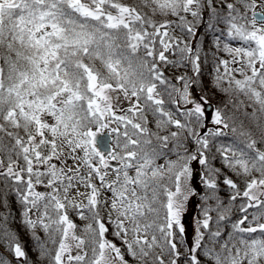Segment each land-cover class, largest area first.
Instances as JSON below:
<instances>
[{"label":"snow or ice","instance_id":"1","mask_svg":"<svg viewBox=\"0 0 264 264\" xmlns=\"http://www.w3.org/2000/svg\"><path fill=\"white\" fill-rule=\"evenodd\" d=\"M206 13L213 32L223 23L241 45L216 58L212 87L225 99L211 113L208 97L196 96L200 49L170 34L192 36ZM259 25L264 0H0V180L23 208L36 256L4 211L0 264H130L126 256L135 264H264ZM169 66H190L192 75L177 76L178 87ZM225 129L235 139L217 151L236 180L208 155ZM197 198L189 244L186 217ZM70 212L87 223L80 228ZM222 222L231 224L226 238Z\"/></svg>","mask_w":264,"mask_h":264},{"label":"trees","instance_id":"2","mask_svg":"<svg viewBox=\"0 0 264 264\" xmlns=\"http://www.w3.org/2000/svg\"><path fill=\"white\" fill-rule=\"evenodd\" d=\"M126 2L128 3H132L134 2V0H126ZM136 2H138V0H136ZM226 2H231V3H236V0H226ZM237 8L243 12L244 8L241 4L237 3ZM258 10V9H257ZM227 10L223 9L221 11V14L224 15L226 14ZM251 15V13H249V16ZM157 19H159V17H157ZM168 19L170 20H174L177 23L179 22L177 20L176 17H168ZM188 20L192 21L193 18L188 15ZM197 27L195 29V32L192 36L187 35L185 32H182L180 30V28H173L170 29V34L175 35L177 38H179L182 41H187L188 43H190L192 45V47L194 49H200V54H201V76L199 78V80L202 82L203 85V93H201L199 90H196L198 92H200V94L206 95L209 99V101L212 103V105L214 107L219 106V101L225 99V96L218 92L214 87H212V81H213V75H214V65L216 63V58H223V59H230V57L228 56V54L223 51L222 49L224 48L225 45H230L232 47H238L241 46L239 41L236 40H232L229 37H227L226 35L223 34V31L226 30V25H224L223 23H220L217 25V28L221 31H216L213 32L212 29L209 28V23H215V21H210L208 14L206 13L203 17L201 21H195ZM219 36L220 37V42H219V48L217 49L214 46V41L216 39V37ZM4 49H0V55L5 54ZM205 53H207V58H205ZM167 55L169 56V59L171 60H177L179 59V53L173 55L171 52L167 53ZM2 62V61H0ZM222 70V69H221ZM187 73V75L191 76L192 75V70L191 67H171L169 66L168 69L166 70V76L172 80L174 83L177 84L178 87L181 86L180 82L176 81V77L183 75ZM165 98L167 99L166 95ZM243 99V98H241ZM170 108H172L173 110L176 109L175 105H170ZM190 107V106H189ZM252 109L249 108L248 112H251ZM229 114H232V109L231 107L228 109ZM235 116L238 118L239 120H244V123L246 126L251 127V124L249 123V121L245 120V118L242 115V112H237L235 113ZM179 118V117H177ZM149 119L151 120V117H149ZM152 126V125H150ZM209 127H212L211 124H209ZM95 130V129H94ZM174 130V129H173ZM225 132L228 133L227 136H221L216 138V140L213 143H210V152L208 153L209 157H215V160L213 161L214 166L216 168H220L222 169V171L224 173H226L228 176H230L232 179L236 180V176L233 175V173L226 168L223 165V162L221 160L220 157V153L217 151V148L223 144L225 146L230 145L233 143V140L235 139V137L233 136V134L230 132L229 129H225ZM175 157H173L174 159ZM162 162V161H161ZM201 171H203L201 169ZM223 179V177H221V180ZM239 183V181H237ZM241 187H243V185H241ZM10 186L7 185V182L0 180V212H4V211H9L11 212V222H10V228L15 231L18 234L19 240L20 242L25 246V250L27 251L29 257L32 260H35L36 256H35V252L33 249V242L31 240V233L22 226L21 224V214L23 211L22 206L20 205L17 197L15 196V194L13 192H11L9 190ZM220 191L218 193V195L220 196V198L222 200L227 201L228 199V195H229V190L226 188L225 185H223V183H220ZM37 191H44V189L40 186L37 187ZM201 191H203L201 189ZM5 197L7 198L5 200ZM201 203L200 198H197L195 201V204L193 205V209L195 212L196 216H199V212L196 210L197 205H199ZM209 204L212 205L213 207L215 206V201H209ZM254 211L252 209H250V212ZM37 215H39L37 213ZM214 219H215V215L216 213L213 212L212 213ZM238 213L235 211V208L233 207V211L230 214L231 219L235 220L238 218ZM70 216L73 219V221L80 227L82 228L87 221H82L80 220L73 212H70ZM251 219V217H250ZM225 227L223 229L224 233H225V238L227 236V232L231 230V224L229 222H222ZM37 234L41 237L44 238L45 233L40 230L39 228H37ZM109 239L114 240L115 243H117V245H120V241L119 240H115V238L111 235H109L108 237ZM190 244V241H189ZM49 247H53L52 245H49ZM0 251H3V247L0 246ZM9 259H12L11 255L9 254L8 256ZM126 259H128L130 261V264H135L134 261H132V258L129 256H126ZM13 264H15V261L13 260Z\"/></svg>","mask_w":264,"mask_h":264},{"label":"rangeland","instance_id":"3","mask_svg":"<svg viewBox=\"0 0 264 264\" xmlns=\"http://www.w3.org/2000/svg\"><path fill=\"white\" fill-rule=\"evenodd\" d=\"M258 9H259V8H258ZM259 10H262V9H259ZM259 26H264V25H259ZM200 95H201L200 92L196 91V96H197V98H199ZM210 104H212V103L210 102ZM122 106H123V107H127V103L125 102ZM213 107H214V106H213ZM213 107H211V108L208 110L209 113L212 112ZM105 131H107V130H105ZM198 187H199V185H198ZM195 201H196V199L193 200V201L189 204V212H188V215H187V217H186L187 224H188V228H189V241H190V243H191V240H192V231H193V229H192V223H193V215L195 214L194 209H193V205L195 204Z\"/></svg>","mask_w":264,"mask_h":264},{"label":"water","instance_id":"4","mask_svg":"<svg viewBox=\"0 0 264 264\" xmlns=\"http://www.w3.org/2000/svg\"><path fill=\"white\" fill-rule=\"evenodd\" d=\"M260 11V10H259ZM210 108V107H209ZM103 134H107V132L103 133Z\"/></svg>","mask_w":264,"mask_h":264}]
</instances>
